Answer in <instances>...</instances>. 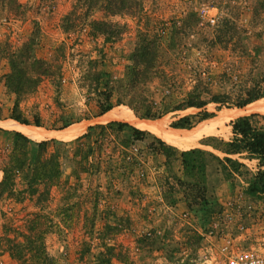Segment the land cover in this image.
Returning a JSON list of instances; mask_svg holds the SVG:
<instances>
[{
    "label": "rangeland",
    "instance_id": "obj_1",
    "mask_svg": "<svg viewBox=\"0 0 264 264\" xmlns=\"http://www.w3.org/2000/svg\"><path fill=\"white\" fill-rule=\"evenodd\" d=\"M16 1L19 6L0 0L1 55L28 42V56L52 66L49 76L16 96L5 84L7 59L0 57V181L3 164L23 151L26 162L54 156L59 176L40 186L39 203L18 175L0 185V264H21L7 248L39 231L56 264H87L106 247L114 255L110 264H223V244L264 255V187L259 182L260 190L245 193L255 160L229 154L246 166L235 171L205 153L223 156L212 144L230 138L228 122L239 116L235 102L264 74V0H124L119 13L108 15L96 6L85 14L76 0ZM65 14L74 25L66 32L60 27ZM90 20L110 25L103 34L90 32ZM97 72L102 74L95 79ZM134 72L142 77L130 82ZM104 80L113 86L110 109L133 113L123 101L133 95L138 106L164 110L149 120L200 134L185 145L149 130L133 140L124 128H94L79 142L48 143L41 150L14 141V131L27 135L4 123L16 115L49 131L82 127L69 138L44 139L64 142L88 125L121 121H102L105 112L94 116ZM188 93L206 101L214 115L197 119L199 108L173 110ZM212 96L218 101H209ZM219 113L225 118L215 123ZM185 114L197 120L191 127L169 126ZM255 114L260 126L263 114ZM202 123L209 127L199 130ZM155 138L178 151L203 150L202 179L186 176L177 154L165 156ZM35 214L38 222L31 221Z\"/></svg>",
    "mask_w": 264,
    "mask_h": 264
},
{
    "label": "trees",
    "instance_id": "obj_2",
    "mask_svg": "<svg viewBox=\"0 0 264 264\" xmlns=\"http://www.w3.org/2000/svg\"><path fill=\"white\" fill-rule=\"evenodd\" d=\"M10 4L19 6L20 4L16 0H8ZM124 0H76V8L78 7H86L85 14L88 13L94 6L98 7L101 11H103L104 15L108 14H116L121 11L124 5ZM113 3V4H112ZM130 7V4H129ZM81 20V19H79ZM84 20V19H83ZM61 25L60 27L64 32L70 30L73 25V19L69 18V14H65L61 17ZM88 24L90 32L92 30L98 31L99 33H105V31L109 28V22L104 20H90L86 22ZM107 33V32H106ZM24 44V45H23ZM22 47L17 51L6 50L3 52V56L0 53V57H4L7 59L9 65V72L5 77V84L10 88V90L16 95L19 96L26 90L25 87H30L33 89L35 85L40 81L41 77L49 76L50 68L52 64H49L43 59L40 58H30L28 56L27 46L28 42L23 43ZM26 46V47H25ZM140 48V47H139ZM2 48H0V52ZM142 73V71H140ZM102 73L97 72L94 73V78L97 79ZM142 75H138L136 72L129 78L130 82H135ZM97 82V80H96ZM255 85L252 88L242 90V96L240 95L239 100L235 102V107L243 108L247 104L254 102L259 99H264V74L260 75L259 78L255 81ZM103 86L105 87L103 90L98 92V97L103 98L98 104V112L94 116H98L103 112L108 111L112 108V104L110 102V97L112 95L113 86H108V82L104 80ZM134 93V90L128 89ZM135 96L131 95L128 98H124V104H126L132 111L133 114L138 118H147L154 119L160 117L163 113V109L152 108L149 105L138 106L139 103L134 102ZM120 98H117L116 101H120ZM194 100L191 94H187V98L180 103L175 104L172 109L180 110L188 107H196L199 108V112L196 116L197 119H205L210 118L214 115L213 111H207L204 108L206 101ZM218 98L216 96L210 97L209 101L217 102ZM142 100V98H141ZM99 102L98 100H96ZM219 107H216L218 110ZM257 114L251 113L247 115H239L235 118L231 119L228 122L230 127V138L228 140H218V145L212 146L221 152L223 156L220 158L216 155H213L210 152H205L211 157L215 158L218 163H221L223 166V162L226 165L232 167L233 170L237 171L239 167H242L246 171V166L242 162H238L235 159L230 158L229 154H242L248 160L254 159L255 164L254 167L256 169V174L253 176L251 181L247 182L245 193L252 195L256 190H260L257 186L260 182V186L264 187V114L260 116L262 124L260 126H256V117ZM12 118L19 123L26 124L27 122L16 115H12ZM194 119V115H181L176 118L174 121L169 123V126L172 128H189L191 127L197 120ZM34 125H38L37 120L34 122ZM98 128H114L115 130L127 129L130 133V137L133 140H140L146 133L145 130H141L127 122L123 121H108L107 123H97L93 125H88L86 127V131L82 134L76 136L75 138L68 141H59L55 139L50 140H41V141H33L27 138L24 134L18 131L13 132L14 141L18 140L22 142V145L25 143H32L35 145L37 149L45 150L46 145L48 143H74L83 140L84 138L89 136L90 130ZM186 130V129H179ZM157 143L164 150L165 156H171L177 154L180 160V164L184 174L188 177L197 176V179H202L204 174V166L205 162L201 160V155L204 154V151L200 148H189L185 150L178 151L175 147L166 144L164 141L159 138H155ZM81 144V143H80ZM172 145V144H171ZM24 151L20 153V155L11 156L8 161H6L1 167V181L0 185L5 184L8 181L7 178H11V175H18L24 179H26L28 191L31 193L30 195L36 194L35 197L36 203H39V188L42 185L47 187L51 186L58 180L59 176V166L57 160L54 156L49 155L47 158H40L39 156L30 157V162H26V158L24 156ZM29 160V159H28ZM223 160V162H222ZM206 199L203 198L202 205L206 204ZM39 215L35 214L32 222H38ZM38 226V225H37ZM26 243L15 242L7 248L10 250V255L17 259L21 264H56L54 259L48 255L44 249L42 243V234L39 232L34 233L31 238H26ZM6 241H9L6 238ZM114 257L110 247H106L105 251H100L94 254L92 260L87 264H110V258Z\"/></svg>",
    "mask_w": 264,
    "mask_h": 264
},
{
    "label": "bare ground",
    "instance_id": "obj_3",
    "mask_svg": "<svg viewBox=\"0 0 264 264\" xmlns=\"http://www.w3.org/2000/svg\"><path fill=\"white\" fill-rule=\"evenodd\" d=\"M236 115L246 114V113H262L264 114V99H259L254 102H251L244 106L243 108H236L234 111ZM225 114V113H223ZM102 121L107 120H121L130 123L131 125L142 129V130H149L155 133L158 137L162 140L167 141L172 144H191L195 141L196 136L199 135L196 129L194 130H184L178 131L175 129L167 130L161 120H149V119H141L134 116V114L126 110L124 108L115 107L110 109L109 111L105 112L101 117ZM225 117L222 113H219L217 119L214 120L215 123L221 122ZM101 122V121H100ZM5 125L10 129H20L23 131L29 138L40 141L48 138H69L70 136H75L80 133L82 127L77 125L75 127L67 128L64 130H57V131H49L43 128H38L31 125H26L19 123L14 120H6ZM81 123V122H80ZM84 123H82L83 125ZM209 126L207 124L202 123L198 126L199 130H205ZM82 132V131H81Z\"/></svg>",
    "mask_w": 264,
    "mask_h": 264
},
{
    "label": "built area",
    "instance_id": "obj_4",
    "mask_svg": "<svg viewBox=\"0 0 264 264\" xmlns=\"http://www.w3.org/2000/svg\"><path fill=\"white\" fill-rule=\"evenodd\" d=\"M213 22V19H209ZM223 264H264V255L259 251L249 249H233L226 244L220 246Z\"/></svg>",
    "mask_w": 264,
    "mask_h": 264
}]
</instances>
